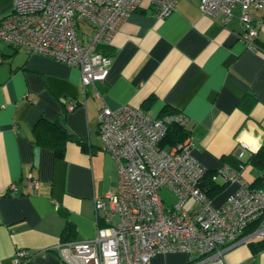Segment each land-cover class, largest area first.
<instances>
[{
  "label": "crops",
  "instance_id": "1",
  "mask_svg": "<svg viewBox=\"0 0 264 264\" xmlns=\"http://www.w3.org/2000/svg\"><path fill=\"white\" fill-rule=\"evenodd\" d=\"M15 1L0 0V22ZM197 2L180 0L160 18L151 0H144L111 43L100 47L111 58L107 79L86 87L79 68L0 40V264H20L19 249L29 253L22 264H69L58 247L92 240L104 225L95 199L119 190L118 164L99 133L104 105H131L157 118L170 111L185 115L193 156L209 180L225 183L214 193V205L237 188L218 173L224 165L237 168L235 161L247 162L264 147V10L251 9L259 46L251 49L240 38L239 8L222 25L220 16L203 15ZM83 23L90 34L91 26ZM41 120L58 123L71 136L64 156L37 141ZM239 141L251 147L241 160ZM241 175L252 183L260 173L245 163ZM68 224L74 235L64 241ZM224 261L264 264V250L238 243L224 253Z\"/></svg>",
  "mask_w": 264,
  "mask_h": 264
},
{
  "label": "built area",
  "instance_id": "2",
  "mask_svg": "<svg viewBox=\"0 0 264 264\" xmlns=\"http://www.w3.org/2000/svg\"><path fill=\"white\" fill-rule=\"evenodd\" d=\"M143 1L16 0L13 12L0 22V40L79 68L86 87L107 79L111 58L100 47L111 43L122 23ZM179 1L151 0L160 18L169 16ZM197 1L203 15L214 20L220 16L222 25L239 8L243 27L240 38L249 48H259L251 9L264 10V0ZM83 22L91 26L90 34L83 32ZM95 96L102 97L99 92ZM75 106L71 102L68 108ZM173 120L181 125L188 122L180 113L157 118L131 105L100 108L99 133L118 164L119 190L95 199L98 222L102 220L104 225L98 227L92 240L59 246L64 261L152 264L159 255L181 252L189 257L184 264H226L224 253L231 247L264 239V191L251 187L239 169L224 165L218 175L238 186L224 203L215 206L200 185L206 168L193 156L192 137L170 148L161 146ZM248 149L251 147L246 141H239L236 157L241 160ZM30 184L37 183L30 180ZM163 188L176 195L174 204L165 203L160 194ZM255 222L256 229L242 235ZM28 255L26 249H19L17 261L22 264Z\"/></svg>",
  "mask_w": 264,
  "mask_h": 264
},
{
  "label": "trees",
  "instance_id": "3",
  "mask_svg": "<svg viewBox=\"0 0 264 264\" xmlns=\"http://www.w3.org/2000/svg\"><path fill=\"white\" fill-rule=\"evenodd\" d=\"M174 111H170L167 116L174 115ZM166 116V115H165ZM190 129L186 125H181L176 120L171 121L168 124V132L164 139L161 142V146L163 148H170L174 145H177L184 141L189 135H190ZM35 134L37 141L42 146H49L52 147L55 155L57 157L64 156L65 153V143L66 140L70 139L71 136H67L65 133L63 127L59 125L58 123L54 122H48L45 120L39 121L35 126ZM238 161H235V166H237V169L242 174L243 168H241V164L238 165ZM241 163L244 165L251 164L257 171L260 173L259 176H257V179L249 183L251 187L254 188H262L264 187V147H261L257 152H254L251 154L249 160L247 162H244L241 160ZM208 171L206 170L205 176L200 183L202 189L208 194L209 197L213 198L214 193H217V191L221 190L225 183H221L220 181L216 180H209L207 178ZM227 184V183H226ZM257 227V222L250 224L243 232L242 235H249L252 233ZM74 235V228L71 224H68L64 229V235L63 240H71L72 236ZM252 247L254 251H261L264 250V239H257L248 242Z\"/></svg>",
  "mask_w": 264,
  "mask_h": 264
},
{
  "label": "rangeland",
  "instance_id": "4",
  "mask_svg": "<svg viewBox=\"0 0 264 264\" xmlns=\"http://www.w3.org/2000/svg\"><path fill=\"white\" fill-rule=\"evenodd\" d=\"M81 27H83L85 31L88 29L84 23L81 24ZM77 32L80 37H83L79 29L77 30ZM160 194L163 200L165 201V203L168 205H172L177 201L176 195L173 193V191L169 190L168 188H163L160 191ZM192 203H193L192 199L188 201L187 203L188 208L191 207ZM115 222H117V217ZM188 259L189 257L186 253H181V252L168 253L154 258L152 264H184L188 261Z\"/></svg>",
  "mask_w": 264,
  "mask_h": 264
}]
</instances>
